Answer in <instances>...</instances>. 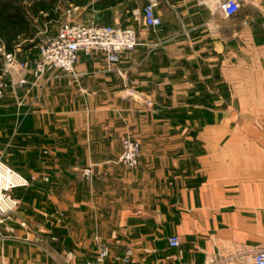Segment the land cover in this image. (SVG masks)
Instances as JSON below:
<instances>
[{
	"label": "crops",
	"instance_id": "0c3cea01",
	"mask_svg": "<svg viewBox=\"0 0 264 264\" xmlns=\"http://www.w3.org/2000/svg\"><path fill=\"white\" fill-rule=\"evenodd\" d=\"M147 1H63L62 21L130 26L139 44L110 70L80 53L76 76L49 72L13 97L17 137L47 150L42 169L19 173L47 182L15 190L0 264L85 263L101 246L105 264L128 250V264H252L264 248V0H238L229 17L223 0H158L154 31L133 13ZM124 135L140 143L136 168L116 162ZM75 165H93L92 180Z\"/></svg>",
	"mask_w": 264,
	"mask_h": 264
},
{
	"label": "built area",
	"instance_id": "2783aa9c",
	"mask_svg": "<svg viewBox=\"0 0 264 264\" xmlns=\"http://www.w3.org/2000/svg\"><path fill=\"white\" fill-rule=\"evenodd\" d=\"M157 5L158 0H148L141 11L133 12L136 18H141L145 28L153 31L161 24L159 16L155 14ZM239 7L238 0H223L217 2L216 5L217 10L227 17L234 15ZM138 44L137 33L130 26L85 25L70 22L68 19L62 22L53 36L47 38L38 47V56L34 61L18 59L16 49H7L0 38V100L5 97L7 92L13 93L14 96H17L20 91L25 92V95L29 94L33 88H37L44 74L49 72L59 71L76 76L75 64L80 53L86 55L100 53L106 61L107 69L110 70L111 66L119 61L122 54L132 52ZM14 47L19 48L20 45ZM139 157V142L130 136L123 137L121 153L116 161L129 168H135L138 165ZM90 172V170H83L82 175L89 177ZM34 180L33 176L30 179L22 176L0 158V224L16 216L19 201L12 192L28 187ZM168 242L171 247L179 245L176 236L170 237ZM248 253L249 261L252 264H264V248L250 250ZM56 255L59 258L58 262L75 264L70 261L73 259L71 253ZM108 258V247L101 246L94 260L78 264H105ZM130 259L131 252L128 250L122 257L113 258L112 262L128 264Z\"/></svg>",
	"mask_w": 264,
	"mask_h": 264
},
{
	"label": "rangeland",
	"instance_id": "374dc122",
	"mask_svg": "<svg viewBox=\"0 0 264 264\" xmlns=\"http://www.w3.org/2000/svg\"><path fill=\"white\" fill-rule=\"evenodd\" d=\"M63 1L65 0H0V27L6 25L4 31L5 33L3 32L4 37L1 36L0 31L1 40L4 44H6V46L8 44L10 48L13 47L12 49H16L15 52L17 54V57L18 54L23 51L21 50L24 49V47H21L23 45L27 46L25 48L28 50V52H31V54L37 53L38 55V47L47 38L53 36L58 30L59 26L62 24V22H65L67 20L66 19L62 21L61 19L60 10L62 4L64 3ZM70 3L72 5L70 9L77 5L75 1H71ZM20 33L21 35L18 36L17 34ZM16 35L17 37L13 39ZM17 45H20V47L15 48L14 46ZM26 58L27 59L23 60L30 61V58L28 56ZM13 97L14 94L10 92L5 100L4 98L0 100V103L5 106L6 109L11 111L9 115L0 116V119L2 118L4 121V123L0 125V158L5 164H7L12 169L18 172H22V170H24V172H27V170L36 167L41 168L39 157L47 155V150L41 149V151L38 153L35 148H31L30 146L26 147L25 145L27 144V142L22 141L20 137H17L20 133L19 129L20 126H22V122L19 116L14 115ZM125 136L129 135H124L122 136V138ZM83 170H90L91 175L89 177L83 176ZM73 171L79 174L82 178L87 181H91L94 176L93 165L83 168L75 165L73 167ZM32 173L33 174L31 176L26 178L30 179L33 176L35 180L31 182L28 187L25 188H29L36 181H39L42 184L47 182V178L45 174H43V171L37 170V172ZM44 178H46V180H44ZM12 194L14 197L17 198L20 205L21 198L18 196L17 192H15L14 190ZM54 257L56 258V261L59 260L56 254ZM70 261L76 264L74 258ZM61 264L65 263L62 261Z\"/></svg>",
	"mask_w": 264,
	"mask_h": 264
},
{
	"label": "trees",
	"instance_id": "16d2710c",
	"mask_svg": "<svg viewBox=\"0 0 264 264\" xmlns=\"http://www.w3.org/2000/svg\"><path fill=\"white\" fill-rule=\"evenodd\" d=\"M5 28H6V25L0 27L1 36H3V37H4L3 32L5 31ZM4 33H5V32H4ZM17 35L19 36V35H21V33H20V34H17ZM17 35H16L14 38H13V37H12V38L15 39V38L17 37ZM5 45H6V44H5ZM6 47H7V49H9V50H15V49H12L13 47L10 48V47L8 46V44H7ZM21 47H22V46H21Z\"/></svg>",
	"mask_w": 264,
	"mask_h": 264
}]
</instances>
